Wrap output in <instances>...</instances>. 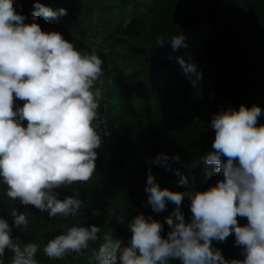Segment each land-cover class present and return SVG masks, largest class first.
Returning a JSON list of instances; mask_svg holds the SVG:
<instances>
[{
	"label": "clouds",
	"instance_id": "9594fccd",
	"mask_svg": "<svg viewBox=\"0 0 264 264\" xmlns=\"http://www.w3.org/2000/svg\"><path fill=\"white\" fill-rule=\"evenodd\" d=\"M18 0H0V183L6 194L21 205H32L50 217L76 216L82 200L62 197L59 189L73 182L91 179L96 170V151L109 133L102 127L100 98L104 95L103 58L96 49L77 48L60 31L42 30L37 22L67 14L65 7L52 9L34 0L30 22L17 8ZM169 43L172 50L186 47L183 31L157 46ZM169 58H172L171 56ZM185 76L195 87L203 78L197 62L176 57ZM99 84V86H97ZM18 101H23L22 105ZM264 109L259 104L221 106L211 114L214 129L212 150L193 163L179 152H158L148 163L144 191L152 212L175 207L165 221L139 212L131 219L114 214L131 235L126 240L113 229L104 231L95 223L72 224L48 239L43 252L63 259L69 253L82 255L90 242L95 264H264V123H258ZM26 122V123H25ZM152 165L179 176L188 185L185 169L205 166L209 175L219 174L204 189L194 185L183 190L161 187ZM207 166H214L208 169ZM189 201L186 218L181 205ZM114 207L122 202L109 201ZM99 216L98 209L93 210ZM0 215V264L6 250L10 264H39L36 242H24L14 229L26 231L28 217L17 207ZM238 217H246L241 225ZM168 225L166 235H162ZM234 234L243 259H226L213 241L223 242Z\"/></svg>",
	"mask_w": 264,
	"mask_h": 264
},
{
	"label": "trees",
	"instance_id": "16d2710c",
	"mask_svg": "<svg viewBox=\"0 0 264 264\" xmlns=\"http://www.w3.org/2000/svg\"><path fill=\"white\" fill-rule=\"evenodd\" d=\"M52 9L65 7L64 16L37 22L45 31H60L79 49H96L103 58L104 95L100 98L103 137L96 170L90 180L62 186L61 195L82 200L78 215L50 217L32 205H21L6 194L0 183V215L8 216L12 207L28 217L27 230H13L24 242L39 245V264H95L92 250L99 241L90 242L82 255L69 253L63 259L49 258L43 252L48 239L72 224L95 223L104 231L113 229L125 240L131 233L126 220L139 212L151 214L162 222L175 205L160 213L152 212L144 191L148 163L158 152H179L182 159L196 163L212 150L214 129L211 114L221 106L239 107L259 104L264 109V0H40ZM30 22L34 0H18ZM185 33L186 47L173 51L169 43L157 46L179 31ZM172 58H169V57ZM198 63L203 78L194 87L184 75L176 57ZM99 86V84L97 85ZM22 105L23 101H18ZM26 123V122H25ZM258 123H264L261 115ZM214 166H207L211 169ZM161 187L183 190L194 185L204 189L223 177L211 175L200 165L185 169L188 185L178 183L179 176L152 165ZM122 202L114 207L109 201ZM186 218L189 201L181 205ZM100 211L99 216L93 210ZM241 225L246 217H238ZM168 225L165 223L166 235ZM226 259H243L234 234L223 242L213 241ZM11 254L6 250L5 264ZM172 264H181L174 260Z\"/></svg>",
	"mask_w": 264,
	"mask_h": 264
}]
</instances>
